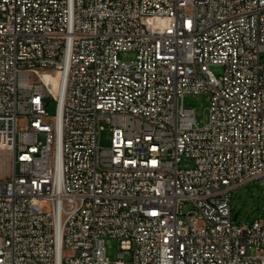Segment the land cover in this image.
I'll list each match as a JSON object with an SVG mask.
<instances>
[{
  "label": "built area",
  "instance_id": "1",
  "mask_svg": "<svg viewBox=\"0 0 264 264\" xmlns=\"http://www.w3.org/2000/svg\"><path fill=\"white\" fill-rule=\"evenodd\" d=\"M262 53L264 0H0V264H264Z\"/></svg>",
  "mask_w": 264,
  "mask_h": 264
},
{
  "label": "rangeland",
  "instance_id": "2",
  "mask_svg": "<svg viewBox=\"0 0 264 264\" xmlns=\"http://www.w3.org/2000/svg\"><path fill=\"white\" fill-rule=\"evenodd\" d=\"M122 60H131L135 58V53L132 51L123 52L120 54ZM261 62L264 64V53L261 54ZM215 75L222 74L221 67H212ZM49 77V81H51ZM55 91H58V78L53 79ZM211 96L206 93L188 94L184 98V105L187 108L194 110L197 122L200 127H203L209 121V108ZM50 116L56 115V103L52 100L48 107ZM23 118H20V125L23 123ZM112 132L107 128L101 136V145L105 148L110 147ZM49 208L48 204H43V210ZM232 210L233 215L239 213L238 224H250L256 220L264 219V182L255 180L245 185L236 187L232 191ZM249 219L248 222L246 220ZM106 257L109 264H117L119 261L120 241L117 238H107L105 242Z\"/></svg>",
  "mask_w": 264,
  "mask_h": 264
},
{
  "label": "water",
  "instance_id": "3",
  "mask_svg": "<svg viewBox=\"0 0 264 264\" xmlns=\"http://www.w3.org/2000/svg\"><path fill=\"white\" fill-rule=\"evenodd\" d=\"M238 216H239V213H236V214L234 215V217H233V220H234V221H237ZM248 221H249V219L246 220V222H248Z\"/></svg>",
  "mask_w": 264,
  "mask_h": 264
},
{
  "label": "bare ground",
  "instance_id": "4",
  "mask_svg": "<svg viewBox=\"0 0 264 264\" xmlns=\"http://www.w3.org/2000/svg\"><path fill=\"white\" fill-rule=\"evenodd\" d=\"M44 79H45L46 81H49V76H45ZM59 87H60V85H59Z\"/></svg>",
  "mask_w": 264,
  "mask_h": 264
}]
</instances>
